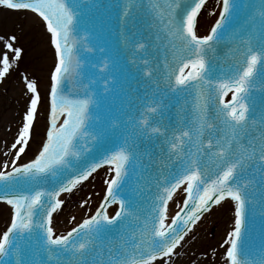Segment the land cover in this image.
<instances>
[{"label": "snow or ice", "instance_id": "obj_1", "mask_svg": "<svg viewBox=\"0 0 264 264\" xmlns=\"http://www.w3.org/2000/svg\"><path fill=\"white\" fill-rule=\"evenodd\" d=\"M181 4L183 8L178 12ZM205 4L206 0H127L123 5L121 14L125 20L133 15L137 5L149 13V28L154 33V40L172 51L173 64L176 52L183 53L175 72L167 73V86L172 91L196 87L199 95L192 120L173 128L167 137L170 150L162 152L155 160L150 153H145L141 161L142 167L146 161L155 168L157 177L165 178L162 184L157 181L158 194L150 213L136 225V230H125L124 236L128 238L121 237L119 251L112 253L110 250L108 257L101 259L103 234L112 227L131 222L132 217L139 220L132 204L122 196L130 169L134 170L136 161L140 159L136 151L138 145L125 140L118 150L102 153L86 167L73 168L71 159H79L82 153H91L89 143L95 147L110 131L102 124L93 128L92 122L100 120L91 112L93 106L99 107L95 93L82 99L65 93V82L79 80L84 71V61L80 56L82 48L78 45L89 52L95 50L88 44L87 33L79 34L81 0H0V6L37 13L46 22L57 54V64L51 77L50 124L46 142L33 160L17 164L32 137L40 101L36 84L28 82L27 87L34 95L22 128L11 145L15 150L11 170H8L7 161L0 170V201L13 209L10 227L0 237V264H13L14 255L18 257L15 264H42L39 261L24 262L19 258L18 241L25 238V233L27 238L33 234L37 236L50 259L55 249L56 264H155L157 260L171 264L172 257L179 256L176 250L204 214L226 199L235 201L237 205L235 227L227 241L229 248L226 254L230 264H264V256L259 259L249 257L245 240L248 209L251 208L255 215L259 206L260 213L264 215V202L249 190L253 183L257 188H264V114L251 118L250 101L247 99L253 78L258 74L264 76V0L260 2L259 19L254 17L252 21L259 29V39L253 45L255 37L249 38L245 65L238 71L226 72L215 78H212L216 71L213 68L214 57H209L208 53L219 42L224 23L236 3L235 0H223L219 19L209 34L200 36L196 32L197 18ZM10 39L14 41L16 37ZM5 46L14 52L15 60L20 59V48H13L11 42ZM135 46L146 48L142 42ZM0 64L2 81L12 67L8 52L3 54ZM144 64H148L147 59ZM107 66L105 62L104 67ZM146 75L151 77L153 72L149 70ZM108 83L105 80V85ZM104 91L107 92L108 88L105 87ZM229 93L232 94L231 99L225 100ZM150 111L155 113L158 109L153 107ZM142 123L150 127L147 119ZM166 132L167 129L164 130ZM151 133L164 134L160 127H151ZM141 134L149 135L147 130ZM209 161L215 166L214 174H210ZM105 165L112 166L114 175L106 181V196L100 208L67 235L57 236L52 218L65 203L61 199L62 194L71 193ZM49 180L50 187L43 186L48 185ZM185 185L183 191L187 196L183 207L167 223L168 203ZM110 204L119 205L112 216L106 210ZM81 232L90 239L76 243Z\"/></svg>", "mask_w": 264, "mask_h": 264}, {"label": "water", "instance_id": "obj_2", "mask_svg": "<svg viewBox=\"0 0 264 264\" xmlns=\"http://www.w3.org/2000/svg\"><path fill=\"white\" fill-rule=\"evenodd\" d=\"M126 2L127 0H81L82 12L78 17L79 24L81 25L79 34L83 36L86 31L85 29L89 28L91 34L88 35V43L91 44L93 42V48L95 50L89 52L84 49L82 45H78V47L82 48L80 56L84 61V71L79 80H68L65 82V93L78 99L91 96L95 93L99 107L93 106L91 112L94 116H99L100 120L98 122H92L93 128H95L97 124H102L106 128H111L109 117L112 110L116 109V105H113L112 100L104 93L96 75V71L99 72L100 76L98 79L101 80L100 70L108 57L103 47L106 43L108 44V49L114 48L118 69L117 73L121 75L119 87L126 90V95L123 99L130 100L129 89L132 87L133 96L138 99L128 102L131 113V127L138 122V116L141 112L139 102H141L152 108H164V106H166L165 109H168V113L171 116L170 118H172L168 120L167 125L171 128L170 131H172L173 128L189 122L180 120L175 124L173 119L178 121V114H181V119L190 118L192 120L198 106V89L196 87H188L186 92L185 90L172 91L167 86V73L169 71L175 72V64L180 61L183 53L180 51L176 52L175 64H173L172 51L166 49L162 43L158 44L154 40V33L149 28V13L137 5L133 15L125 20L121 11ZM221 2L222 0H209L204 6L198 18L197 30L200 35L208 34L212 28L220 12ZM240 2L241 0L236 3V7L232 10L229 19L224 23V27L220 33L221 44L213 50L215 53L213 57H217L216 59L214 58L216 61L213 62V68L216 69V71L212 73V78L226 72L238 71L243 67L245 65H243V63L247 58L245 53L249 38L252 36L255 37L252 39L253 45H255L259 39V29L252 21L254 17L257 20L259 19L256 10L260 9L261 0H256L255 7L250 6L247 8H243ZM182 8L183 4H181V9L177 11L179 12ZM204 9L205 12H203ZM101 29L103 31L100 36ZM227 31L233 32L232 36L228 38L226 36L221 37V35H224ZM101 37L105 42L102 43ZM141 42L146 44L145 49H139L135 46ZM99 49H103V51ZM84 50L86 53H83ZM126 56L140 59L133 74L128 66ZM165 56L167 59H164ZM145 59L148 60L147 65L144 64ZM166 64L168 67H165ZM149 70L153 72L151 77L146 75ZM254 78L256 81L253 80L254 82L250 83L248 97H252L256 94L260 96L261 93L264 94V76L258 74ZM121 97L123 96L121 95ZM184 100H186L188 104V107L185 109H183ZM215 103L216 101L213 100V104ZM126 111L127 108L122 106L115 114L118 116V119L120 118L121 123L119 125L120 129L123 131L122 134L117 138L113 136L108 138L111 145L107 147H103V145L107 143V140L103 141L98 148L97 146L93 147L92 144L89 143V147H91L93 151L91 153H82L79 159L72 158L73 168L80 169L86 167L91 161L100 158L102 153L118 150L121 146L120 144H123L125 140H127L128 143L138 142V140L135 139V135L127 128L126 121L123 120L126 116ZM162 114H166L165 111H163ZM262 114H264V110L257 109L251 118L260 117ZM147 115L151 118L154 117L153 113ZM144 120L145 119L140 122L142 123ZM147 120L149 121V125L153 124L151 120ZM215 123L218 124V122ZM133 139L135 140L132 141ZM115 141H119V144L115 145ZM157 144L158 141H155L153 144L154 147H156ZM136 145H138L136 151L140 159L136 161L134 170L130 169L129 176L126 178V183L123 187L122 196L124 199L126 198L125 200L127 202L132 204L134 214L139 217V220L132 217L130 218L131 222L126 221L125 224L112 227L103 234L101 246L110 245L102 253L104 259L108 257L110 250L112 253L120 250L122 243L121 237L124 236L125 230H136V225L141 224L148 216L153 200L158 194L157 181L159 180L162 184L165 179L164 177H157L155 168L150 167L146 161L142 167L141 161L144 160L145 153H150L153 160L162 152L166 153L168 151L167 139L164 145H162V142L159 143L158 147L161 149H158V151L155 150L154 152L150 151L149 145L145 142H139ZM194 150L193 148V151ZM208 167L209 170L212 169L216 171L211 161H209ZM112 173L111 169L99 168V170L93 173L86 182L78 184L75 188L76 190H73L71 193L62 194L61 199H64L65 205L54 216V227L58 234H64L81 219L92 215L105 193L107 187L106 181L112 177ZM49 181L51 185V180ZM184 187H186V185L183 186L168 203L167 223L171 222L174 212H177L183 203L185 197V192L183 191ZM263 189L264 188H257L254 183L249 186V190L256 197L261 194ZM84 201H87V203H84ZM116 209V206L111 207L108 211V215H114ZM249 210H251V208H249L248 211ZM261 215L259 210L256 215L253 216L254 222L250 220L246 221V248L249 257L252 259H259L261 256H264V236L255 233L252 229L254 225H258L264 229V221ZM73 217H75V219H73ZM127 238V236H124V239ZM88 239H90V237L85 235L81 242ZM30 245L31 243H29V246ZM22 248L25 250L26 245H22ZM55 255H57V253H53V258L50 259L49 253L42 250L37 260H32L30 258V261H39L42 262V264H56Z\"/></svg>", "mask_w": 264, "mask_h": 264}, {"label": "rangeland", "instance_id": "obj_3", "mask_svg": "<svg viewBox=\"0 0 264 264\" xmlns=\"http://www.w3.org/2000/svg\"><path fill=\"white\" fill-rule=\"evenodd\" d=\"M15 36L12 41L10 38ZM0 61L8 52L12 67L0 81V170L7 161L11 168L15 150L11 149L24 123L33 93L27 87L34 82L41 98V105L35 117L32 138L17 164L33 159L45 142L49 130L48 96L52 85V71L55 65V51L46 26L34 13L26 10H12L0 6ZM11 42L13 48H20L19 60L14 52L6 48ZM2 67V64H0ZM27 77V80L25 79ZM222 215L217 212L205 215L185 239L184 249L179 256H173L171 264H228V235L232 229V207L227 204ZM231 208V211L229 209ZM231 212V214H230ZM229 213V214H228ZM11 210L0 204V237L10 221ZM194 237V238H193ZM160 261V260H159ZM157 264H162L157 263Z\"/></svg>", "mask_w": 264, "mask_h": 264}, {"label": "bare ground", "instance_id": "obj_4", "mask_svg": "<svg viewBox=\"0 0 264 264\" xmlns=\"http://www.w3.org/2000/svg\"><path fill=\"white\" fill-rule=\"evenodd\" d=\"M62 119L63 118H61L60 122H62ZM229 203L231 204V207H232V214H233V218H232V229H233L235 227V218H236L235 217V208L237 207L235 201H233L231 199H226L225 201H222L220 205H215L212 208V210L210 212H208L206 215L211 214L213 212H217L218 215H222L225 211L226 212L228 211V210H225V209L227 208V206H228L227 204H229ZM228 209H229V207H228ZM229 211H231V208L229 209ZM230 214H231V212H230ZM195 229H196V226L194 227L193 230H195ZM185 239H187V237ZM184 246H185V243L182 242L181 247H178V249L176 251L177 252H181L184 249ZM158 262L161 263V261H156L155 264H157ZM190 264H197V263L195 261H192Z\"/></svg>", "mask_w": 264, "mask_h": 264}]
</instances>
